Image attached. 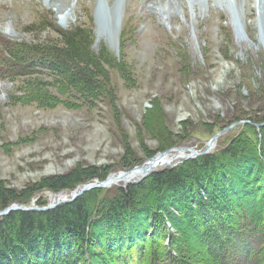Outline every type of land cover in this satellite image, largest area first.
Wrapping results in <instances>:
<instances>
[{"label":"rangeland","instance_id":"374dc122","mask_svg":"<svg viewBox=\"0 0 264 264\" xmlns=\"http://www.w3.org/2000/svg\"><path fill=\"white\" fill-rule=\"evenodd\" d=\"M172 2L177 11L162 21L149 7L165 1L66 0L59 8L46 0H0V36L30 40L26 30L37 29L33 24L38 17L50 14L61 29L85 24L92 49H106L123 63V70L104 65L106 94L98 99L69 96L67 104L66 95L49 84L47 103L22 100L23 82L1 77L0 182L5 188L23 192L43 179L89 167L107 171L106 177L117 175L125 165L137 167L153 150L173 141L195 148L233 119L223 128L239 123L222 137L236 135L245 125L264 126L254 125L264 123L259 121L264 117V32L254 8L257 0H249L254 9L248 15H241L239 0H228L236 9L220 0L205 2L212 13L198 16L188 0L181 1L183 7L179 0ZM115 4L122 10L117 21ZM205 5L201 3L202 10ZM55 34L45 30L38 38ZM30 80L51 82L44 75ZM152 121L161 122L162 135ZM174 159L169 164L182 158ZM171 192L152 196L166 200ZM43 196L49 202L55 197Z\"/></svg>","mask_w":264,"mask_h":264},{"label":"trees","instance_id":"16d2710c","mask_svg":"<svg viewBox=\"0 0 264 264\" xmlns=\"http://www.w3.org/2000/svg\"><path fill=\"white\" fill-rule=\"evenodd\" d=\"M33 25L38 28L26 30L30 40L0 38V77L23 82L22 100L47 103L49 85L66 95V104L74 95L98 99L106 94L104 65L123 70L121 60L108 50L92 49L85 24L64 30L43 14ZM45 30L56 34L41 40L38 35ZM38 75L51 82L30 80ZM152 123L162 135L161 122ZM240 129L218 138L211 152L156 169L139 182L93 189L47 210L0 216V264H264V126ZM182 144L173 141L143 161ZM106 174L89 167L43 179L23 192L0 182V210L32 201L45 206V192L69 196ZM167 190L172 192L166 200L152 196Z\"/></svg>","mask_w":264,"mask_h":264},{"label":"bare ground","instance_id":"6f19581e","mask_svg":"<svg viewBox=\"0 0 264 264\" xmlns=\"http://www.w3.org/2000/svg\"><path fill=\"white\" fill-rule=\"evenodd\" d=\"M48 3H52L53 5H57L59 8L63 7L66 0H46ZM148 3H156L157 1L160 2H164L166 3V5H162L161 7L156 8L155 6H150L149 7V11L153 12L155 14H157L160 17V20H166L168 16H170V14H175L174 12L177 11L174 10L173 6H172V0H146ZM182 0H179V4L181 5V7H183L184 5L181 4ZM240 1V7L244 8L243 13L245 15L249 14L250 10H253L254 8H257L258 10V17L260 18V20L262 21V23L260 22V28L261 30L264 32V0H257L256 2V6H254V8H249V0H239ZM119 2V1H118ZM189 4H190V8L192 10L193 13H195V15H206V14H211L212 13V8L211 6H206L205 2L208 3L210 5L211 0H188ZM221 3H223L226 6L229 7H234L236 9L235 6V2H231L228 3V0H220ZM201 3H203L205 6L203 7L204 10L201 9ZM233 5V6H232ZM179 7V6H178ZM241 9V8H240ZM114 10V14L115 12L117 13L115 16V19L117 21L118 18H120L122 16V10L118 9V5L115 4V6L113 7ZM121 10V11H120ZM167 12V16H165V13ZM184 12V11H183ZM186 13V12H184ZM169 19V18H168ZM162 20V21H163ZM256 43H258V40H255ZM186 151V150H185ZM188 152V151H187ZM171 153V152H169ZM183 153L182 152H173L172 155H168V153H162L160 155L154 156L152 159H149L146 163H143L139 166H135V170L132 172H128V173H124L120 172L117 175H111L110 178L114 177V182L113 183H125V182H129V181H133V179H136L140 176V171L146 167L147 165H160V164H167V163H172L175 156L182 157Z\"/></svg>","mask_w":264,"mask_h":264},{"label":"water","instance_id":"95a60500","mask_svg":"<svg viewBox=\"0 0 264 264\" xmlns=\"http://www.w3.org/2000/svg\"><path fill=\"white\" fill-rule=\"evenodd\" d=\"M237 123L239 122H234L232 124H230L229 126L219 130L218 132H216L207 142H205L204 147L201 150H195L193 148H188V150L190 151V153L184 155L182 157L181 160L176 161V162H182L185 159L191 158V157H196L199 155H203L208 153L209 151H211L212 149L215 148L216 144H217V139L219 136H221L223 133L229 131L230 129H232ZM257 127H261L262 125H264V123H259V124H254ZM180 149H186V148H178L175 149L177 151H179ZM173 149H169L167 151H171ZM162 153H156L155 156L160 155ZM161 165V164H160ZM160 165H147L146 167H144L141 171H140V176L137 178L136 181L141 180L142 178H144L145 176H147L152 170H154L155 168H157ZM135 170V166L130 168L129 170L125 171L124 173H128V172H132ZM111 175L107 176L104 180H97V181H92L90 183L84 184L80 187H78L77 189H75L71 195L69 199H66L65 197L60 198L56 201H53L51 203H49L47 206H42V207H36V206H32V207H22V206H15V205H10L7 206L5 208H3L2 210H0V216L13 211V210H46V209H51L53 207H55L56 205L60 204V203H64V202H72L74 201L78 196L82 195L83 193L89 191V190H93V189H101V188H106L111 186V184H114V177L110 178Z\"/></svg>","mask_w":264,"mask_h":264}]
</instances>
